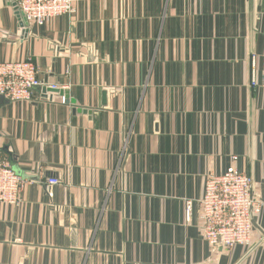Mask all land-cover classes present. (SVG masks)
Returning <instances> with one entry per match:
<instances>
[{
    "label": "crops",
    "instance_id": "0c3cea01",
    "mask_svg": "<svg viewBox=\"0 0 264 264\" xmlns=\"http://www.w3.org/2000/svg\"><path fill=\"white\" fill-rule=\"evenodd\" d=\"M13 3L0 63L32 58L58 89L0 98V151L28 180L0 204V264H264V208L230 250L199 219L232 167L264 199V0H77L27 25Z\"/></svg>",
    "mask_w": 264,
    "mask_h": 264
},
{
    "label": "built area",
    "instance_id": "2783aa9c",
    "mask_svg": "<svg viewBox=\"0 0 264 264\" xmlns=\"http://www.w3.org/2000/svg\"><path fill=\"white\" fill-rule=\"evenodd\" d=\"M21 20L27 25L43 24L51 19L73 14L77 0H13ZM252 84L257 82L253 78ZM48 86L55 90L57 85L45 84L38 75L32 58L0 63V98L10 101H29L37 87ZM27 178L19 174L0 151V204L20 205ZM58 179H49L50 191L58 185ZM191 200L187 201L186 219L191 221ZM200 228L213 249L227 250L237 245H250L253 241L254 213L264 208V199L254 190L251 175L230 168L226 172L210 175L205 192L199 200Z\"/></svg>",
    "mask_w": 264,
    "mask_h": 264
},
{
    "label": "water",
    "instance_id": "95a60500",
    "mask_svg": "<svg viewBox=\"0 0 264 264\" xmlns=\"http://www.w3.org/2000/svg\"><path fill=\"white\" fill-rule=\"evenodd\" d=\"M10 4H11V3H10ZM13 6L15 7L17 13H19L18 8H17V6H16V3H13ZM51 90H53V89H51ZM55 90H56V89H55ZM1 99H2V98H1Z\"/></svg>",
    "mask_w": 264,
    "mask_h": 264
}]
</instances>
